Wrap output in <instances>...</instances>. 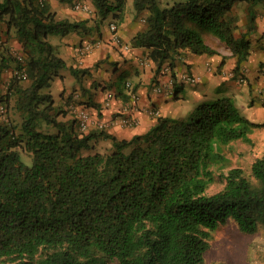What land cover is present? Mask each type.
<instances>
[{
    "label": "trees",
    "instance_id": "obj_1",
    "mask_svg": "<svg viewBox=\"0 0 264 264\" xmlns=\"http://www.w3.org/2000/svg\"><path fill=\"white\" fill-rule=\"evenodd\" d=\"M92 2L99 24L109 16L124 21L126 0ZM239 3L248 5L247 33L236 37L232 11ZM133 6L147 15V27L131 45L149 51L155 75L187 54H218L206 42L211 36L237 58V76L251 54L246 37L264 0H183L166 8L159 0H134ZM87 23L58 20L45 0H0V40L13 33L26 58L0 54V84L6 70L15 72L1 102L21 118L20 125L0 123V264H204L220 226L233 222L245 235L263 229L264 153L249 175L224 170L230 166L225 148L253 144L251 135L264 123L243 116L230 97L201 104L185 120L159 117L147 145L130 153L122 148L144 137L118 141L105 131L79 133L76 120H58L65 111L45 91L64 72L86 98L81 106L100 108L94 93L101 87L82 85L89 69L68 66L49 42L91 32ZM44 123L56 132L39 129ZM98 139L111 140L116 150L83 155ZM217 174L226 184L207 194Z\"/></svg>",
    "mask_w": 264,
    "mask_h": 264
},
{
    "label": "crops",
    "instance_id": "obj_2",
    "mask_svg": "<svg viewBox=\"0 0 264 264\" xmlns=\"http://www.w3.org/2000/svg\"><path fill=\"white\" fill-rule=\"evenodd\" d=\"M130 1L128 0V2ZM49 3L52 6V11L56 13V18L58 20H67L70 22L88 21V27H92L94 25V21H96L95 14L89 16L88 14H83L81 11H74L72 7L54 0H49ZM247 10L248 5L246 3H239L233 8L232 14L238 17L239 26H241L240 24L243 20L247 21ZM255 10L257 12L255 29L249 32L246 37V39L251 42V54L247 61L242 63L243 68L250 70V74L247 75V83L245 85L239 86L236 80H232L231 78L233 77L231 76V73L237 65V58L232 57L229 49L226 53H222L217 48L212 47L218 52V54L215 55L196 56L193 54H187L174 64V96L172 98L163 97L158 96L153 92L152 88L154 84L158 82L167 84L170 80L169 74L160 72L159 75H157L158 82L154 83L150 87L141 85L140 88H137L141 101L140 108L137 111L136 116L140 120V124L132 129L113 127L108 131V133L114 136L118 141H131L134 137H145L149 135L158 123L157 118H153L147 113L150 108L158 109L160 117L185 120L198 106L206 102L216 101V99L221 96L230 97L236 104H238L239 107V102L251 103L252 99H255L256 105H264V57L261 60L257 59V42L264 45V11L260 6L256 7ZM132 11L133 10L128 9L130 14ZM128 12H126L124 21L121 23H117L115 18L109 16L104 22H102L99 27V31H97L96 28L87 36L75 33L66 37L51 36L49 38V42L53 46L57 47L59 56L67 63L68 66L88 69L95 67L97 63L103 62L99 68H95L97 70V75L106 74V77H104L105 80L109 81L114 79L116 81L115 87L111 88L113 90H108L104 94H100L101 91L99 90L95 91L94 101L100 104L99 109L89 108L87 106L77 107V110L81 108L91 110L100 120L108 121L111 119L112 114L115 115L122 112L123 105L129 97L127 95V91L121 84H125L129 80H137L138 78L136 77V74L144 68L146 69V72L144 76H140V78L143 77V80L146 82V78H154L155 70L157 69L156 64L149 58V54L146 53L144 49L132 47V39L139 32H143L144 28L139 21L136 23L134 16L128 15ZM112 23L117 24L118 34L123 43L128 44L131 47L129 51H125L124 48L117 46L112 41V32L109 28V25ZM238 31L239 29L236 31V37H240L247 33V29L243 30L241 34ZM237 34L239 35L237 36ZM94 42L97 44L88 55L84 57L79 55L78 51L80 46ZM79 43V46L75 45ZM144 52L146 54V58L148 57L147 59L142 57ZM224 57L225 62L222 65ZM261 66L262 68H260ZM187 71L199 75L201 77V82L196 85L182 84L180 76L182 73ZM221 72L222 74H220ZM63 76L65 78L64 84H74V82H76L70 73L67 74L64 72ZM120 80H122V82H120ZM59 82L61 85H64L61 80ZM108 86L110 85H105L104 87ZM187 89L191 97H189V100L191 101L190 104H188L187 100L183 99L184 92ZM218 90L223 91V94L218 96L216 94ZM116 92L117 94L123 92L127 97L125 95H121L116 99ZM108 93L115 95V98L112 100L110 106L106 108L103 103ZM95 118L96 117H94V119ZM104 141L105 140H99L98 142L95 140L92 142V147H95L94 150H97L96 152L103 153L100 148L101 146H105L107 144L104 143ZM112 146L113 145L111 143L110 148H113Z\"/></svg>",
    "mask_w": 264,
    "mask_h": 264
},
{
    "label": "rangeland",
    "instance_id": "obj_3",
    "mask_svg": "<svg viewBox=\"0 0 264 264\" xmlns=\"http://www.w3.org/2000/svg\"><path fill=\"white\" fill-rule=\"evenodd\" d=\"M45 1L49 3V0H45ZM54 1H58V0H54ZM133 1L134 0H131L130 2H128V0H126L125 15H126V12H128V9L133 10L131 14L130 12H128L127 14L134 16L135 22L138 23L139 21L143 25V28H144L143 31H144L146 30V27H147L146 26V16L147 15L146 14L138 15L134 9ZM159 1H160L161 7L166 8V7L172 6L177 1H183V0H159ZM78 3L85 4L86 6H88L91 9L90 12L88 13L82 10L75 9V6ZM70 7H72L74 11H81L83 14H88L89 16H92L93 14H95V11H96L94 10L92 0H76L74 4ZM51 9H52V6H51ZM98 22H99V18L96 17V21H94V25L90 27L92 29V32L94 31V29L97 28V26L99 27L101 26L102 23L99 24ZM246 24H247V21L245 20H243V22L240 24L241 26H239V31H238L240 34L243 30H246ZM110 25H109V28H110ZM92 32L81 31L77 34H83L82 36H87L91 34ZM72 34H75V33H72ZM238 35L239 34H237V36ZM206 42L208 45H210L211 47L217 48L222 53H226L228 50V48L226 47L224 43H221L218 39L214 37L206 36ZM96 44H97L96 42L83 44L82 46L79 47V51H78L79 55L82 57L88 55L95 48ZM257 44H258L257 59L261 60L264 57V45H262L260 42H257ZM75 45L79 46L80 43L75 44ZM87 46L91 48V51L89 52L88 50L85 51V47ZM5 49H8V50H5ZM145 51L146 53L149 54V51L147 50ZM2 52L3 54L10 53L13 58L20 61L21 63H24L26 61L25 54L22 50V47L16 41V37L13 33L9 35V37L3 34L1 35L0 54ZM142 57L146 58L145 52L142 54ZM101 64H103V62L97 63L95 67L88 68L89 74L85 78H83L82 85L89 88L91 83L95 81L94 83L101 87L98 89L99 91H101L100 94L102 93L104 94L108 90H113L111 88L115 87L116 81L114 79H111L109 81L105 80L104 77H106L105 76L106 74H101L99 76L97 75V70L95 68H99ZM166 65H168L172 69L171 76L175 79V75L173 74L174 68H172L170 63L168 62L162 65L160 72H162L163 68ZM260 68H262V66ZM145 72H146L145 68L141 69V71H139V73L136 74V77L139 80L138 79L135 81L129 80L128 82H130L133 85V87L135 86L137 88H140L141 85L150 87L154 83L158 82L157 75H155L153 79L146 78V82H145L143 80V77L140 78V76H144ZM65 73L69 74V72H65ZM14 74L15 72H13L11 69L6 70L3 73V80H2V83L0 84V123L3 122V123H10L13 125H20L21 118L19 117V114L15 110H12V108L10 109V107L7 109L6 105L1 102L3 97L7 94L9 84ZM220 74H222V72ZM231 74H233L232 75L233 77H231L232 80H236L237 84L239 86H242L247 83V75L250 74V70H247V68H243L241 66V70L237 76H235L234 71H232ZM64 79L65 78L61 79L63 84L65 82ZM59 81H60L59 79H56L52 83L51 88L46 90L45 92L50 93L53 96L54 101H55V107L58 110L65 111L64 114L58 117V120L64 121V122H72L76 120L77 132L80 133L76 111H77V107H81L82 101H84V99L86 101V98H84L81 95V89L79 88V85L76 82H74V84L65 83L64 85H61ZM120 82H122V80H120ZM159 83L160 82L156 84H159ZM125 84H121L123 88ZM105 85H110V86L105 88L104 87ZM216 94L220 96L223 94V91L218 90ZM69 97H71V102L66 103ZM118 97L119 96L116 92V99ZM189 97L190 95L187 89L184 92L183 99L187 100L188 104L191 103V101L189 100ZM221 98H225V97L221 96V97H218L216 100H219ZM255 102H256L255 99H252L251 103L239 102L240 107L238 106V104H236L235 102L234 103H235V106L240 110L243 116L249 118L253 122L264 123V105H256ZM14 103L15 101L14 99H12L11 107L14 106ZM39 129H41L44 132L45 131H49L51 133L56 132L55 129L46 126L45 123L42 124L39 127ZM108 131L109 130L105 132L108 133ZM154 134L155 132L153 131L150 133V135L145 136L141 141L137 140L135 142H132L131 144H128L127 146L122 148V151L124 153H130L133 149L137 147L146 146L148 141ZM251 138H252L253 144H248V143L238 141L225 148V154L230 161V166L229 168L224 170L225 172H227L229 169H232V168H242L247 175L250 174L252 164L255 162L257 158L261 157L262 154L264 153V128H261L255 131L251 135ZM99 140L101 141L105 140L104 143H107L105 146H101L100 150L103 153H100V154H109L112 151L116 150L114 146H112L113 148H110L111 143L113 145V142H110L111 140L98 139L97 141L99 142ZM92 142L90 144L91 145L90 149L82 151L83 155L99 153V152H96L97 150H94L95 149L94 146L92 147L93 145ZM22 160L25 164L31 165V159L29 155L23 152H22ZM225 184H226L225 179H223L219 174H217L216 182L208 188L207 194L212 195V194L218 193L224 188ZM113 264H118V263L115 262ZM204 264H264V228L259 230V232L256 233L255 235H245L238 230L237 226L233 222H228L227 224L220 226L215 232L211 233V237L209 240V249L205 254Z\"/></svg>",
    "mask_w": 264,
    "mask_h": 264
},
{
    "label": "built area",
    "instance_id": "obj_4",
    "mask_svg": "<svg viewBox=\"0 0 264 264\" xmlns=\"http://www.w3.org/2000/svg\"><path fill=\"white\" fill-rule=\"evenodd\" d=\"M75 9L82 10L85 12H90V8L86 6L85 4L78 3L75 6ZM110 30L112 32V41L121 48H124L125 51L130 50V46L128 44L123 43L121 37L118 34V27L116 24L112 23L110 25ZM88 50L91 51L90 47H85V51ZM162 73L172 75V69L166 65ZM233 75V74H232ZM231 75V76H232ZM171 79L168 81L167 84H156L154 85L153 92L158 96L163 97H173L174 96V86L175 81L174 78L171 76ZM181 82L183 84L188 85H196L201 82V77L199 75L190 73V72H184L180 76ZM127 95L129 99L124 103L123 110L121 113L115 114L111 116V119L108 121L106 120H100L91 110H88L87 108H81L76 111L77 119H78V127L80 133L88 134L91 130H97V131H107L110 130L113 127H121V128H135L140 124V120L136 116L137 111L140 108V101L141 98L138 94V92L134 91V87L130 82L126 83V89ZM115 98V95L112 93H108L107 97L104 101V106L108 108L112 102V100ZM104 108V107H103ZM147 113L153 117V118H159L160 112L156 108H150L148 109ZM94 117H96L94 119Z\"/></svg>",
    "mask_w": 264,
    "mask_h": 264
}]
</instances>
